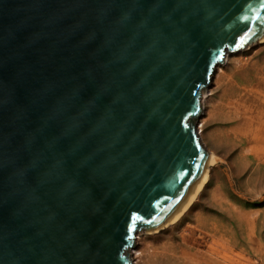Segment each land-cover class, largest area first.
<instances>
[{"label":"water","instance_id":"1","mask_svg":"<svg viewBox=\"0 0 264 264\" xmlns=\"http://www.w3.org/2000/svg\"><path fill=\"white\" fill-rule=\"evenodd\" d=\"M264 0H0V264H134L198 184L202 93Z\"/></svg>","mask_w":264,"mask_h":264},{"label":"rangeland","instance_id":"2","mask_svg":"<svg viewBox=\"0 0 264 264\" xmlns=\"http://www.w3.org/2000/svg\"><path fill=\"white\" fill-rule=\"evenodd\" d=\"M219 67L221 72L215 70L206 88L211 91L206 95L211 101L205 100L211 118L204 141L218 161L210 168L205 188L176 224L154 239L140 240L142 244L136 240L130 251L135 252L131 255L134 264H150L146 247L169 238L179 241L181 233L201 255L206 256L209 245L217 248L220 242L234 253L241 252L244 264H264V119L260 116L236 133L238 122L231 124L226 104L232 99L241 114L248 107L253 113L264 111V43L255 42L227 55ZM225 94L231 98L225 100ZM201 116L206 118L205 110ZM138 249L145 254L139 255Z\"/></svg>","mask_w":264,"mask_h":264},{"label":"bare ground","instance_id":"3","mask_svg":"<svg viewBox=\"0 0 264 264\" xmlns=\"http://www.w3.org/2000/svg\"><path fill=\"white\" fill-rule=\"evenodd\" d=\"M256 42L264 43V32L261 35V37L258 38ZM218 72L220 71V67L216 68ZM211 92L210 90L207 91V89L202 93L201 98V105H202V111L206 113V118H202V116L197 121V137L202 144V147L207 152L206 157V163L204 172L196 185V187L188 194L186 199L178 206V208L173 212V214L165 221L163 222L159 227H157L154 230L151 231H145L141 232L139 234V237L137 236L136 240L138 239V242L141 240L142 242L146 239H154L159 233H161L163 230H165L168 226L176 224L178 220L181 218V216L188 211V209L191 207V204L194 202L196 197L200 194V192L205 188L208 178L210 175V168L214 166V164L217 163L218 159L215 157V154H213L204 144L205 141V126L207 124V121L210 120V111L208 110L206 112V99L207 102L211 101V97H206L207 93ZM231 97L225 94V100H229ZM234 98V97H233ZM227 107L229 106V109L231 111H227L228 119L234 122H238V125L236 127V133H242L243 125H247V123H254L256 120H260V116H263L264 119V111H252V107H248L247 110L243 114L242 112L235 111L236 109L233 107L235 104V101L232 99L229 102H226ZM242 115V116H241ZM264 123V122H263ZM238 134V135H239ZM240 136V135H239ZM182 220V219H181ZM180 222V221H179ZM179 241H173L170 240L172 238H169L167 241L160 243L156 246H147L146 252L148 262L150 264H244L243 255L241 252L234 253L226 243H220L217 245V248L213 247V244L209 245L208 250L206 251V256L204 254L201 255L198 250L195 249L194 243L189 242L185 239V235L183 233L179 236ZM137 244L140 245L139 242ZM142 244V243H141ZM149 250V251H148ZM139 255L143 256L145 253L138 249L136 251ZM135 252H132L134 254ZM131 254V255H132ZM133 259V258H132Z\"/></svg>","mask_w":264,"mask_h":264}]
</instances>
